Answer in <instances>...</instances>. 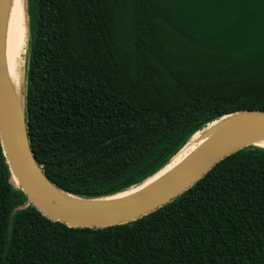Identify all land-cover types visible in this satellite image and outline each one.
Wrapping results in <instances>:
<instances>
[{
	"label": "trees",
	"instance_id": "obj_1",
	"mask_svg": "<svg viewBox=\"0 0 264 264\" xmlns=\"http://www.w3.org/2000/svg\"><path fill=\"white\" fill-rule=\"evenodd\" d=\"M26 2L28 136L69 194L137 187L216 120L264 111V0ZM27 202L0 142V264H264L262 146L121 225L69 227Z\"/></svg>",
	"mask_w": 264,
	"mask_h": 264
},
{
	"label": "water",
	"instance_id": "obj_2",
	"mask_svg": "<svg viewBox=\"0 0 264 264\" xmlns=\"http://www.w3.org/2000/svg\"><path fill=\"white\" fill-rule=\"evenodd\" d=\"M5 5L6 0H0V142L11 183L20 187L27 196V206L35 205L46 217L74 228L109 227L135 221L181 195L225 157L264 140V111L237 112L216 120L201 131L204 137L210 136L204 145L177 171L147 189L117 199L113 198L121 193L93 200L65 192L51 182L31 148L25 115L24 84L23 107L20 108L6 79L2 54ZM26 8L25 0V14Z\"/></svg>",
	"mask_w": 264,
	"mask_h": 264
},
{
	"label": "bare ground",
	"instance_id": "obj_3",
	"mask_svg": "<svg viewBox=\"0 0 264 264\" xmlns=\"http://www.w3.org/2000/svg\"><path fill=\"white\" fill-rule=\"evenodd\" d=\"M25 38L26 28L23 0H6L2 27L3 66L11 94L20 108L23 107L22 55ZM209 138L210 136L204 137L199 133L197 139H194L161 171L149 178L141 186L121 193L113 199L132 195L159 183L177 171ZM257 144L264 147V140L258 141Z\"/></svg>",
	"mask_w": 264,
	"mask_h": 264
}]
</instances>
